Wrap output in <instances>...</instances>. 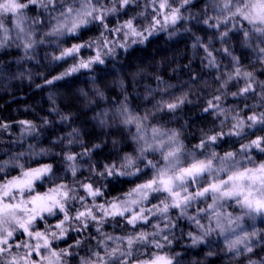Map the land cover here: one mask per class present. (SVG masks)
Returning <instances> with one entry per match:
<instances>
[{
  "label": "clouds",
  "instance_id": "9594fccd",
  "mask_svg": "<svg viewBox=\"0 0 264 264\" xmlns=\"http://www.w3.org/2000/svg\"><path fill=\"white\" fill-rule=\"evenodd\" d=\"M0 264H264V0H0Z\"/></svg>",
  "mask_w": 264,
  "mask_h": 264
}]
</instances>
